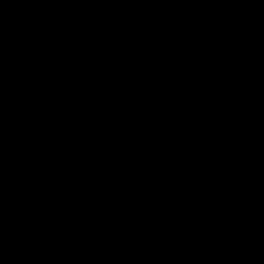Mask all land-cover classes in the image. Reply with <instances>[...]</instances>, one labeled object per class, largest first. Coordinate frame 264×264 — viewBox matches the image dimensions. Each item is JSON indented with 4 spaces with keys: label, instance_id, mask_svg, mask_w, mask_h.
<instances>
[{
    "label": "water",
    "instance_id": "water-1",
    "mask_svg": "<svg viewBox=\"0 0 264 264\" xmlns=\"http://www.w3.org/2000/svg\"><path fill=\"white\" fill-rule=\"evenodd\" d=\"M0 264H264V0H0Z\"/></svg>",
    "mask_w": 264,
    "mask_h": 264
}]
</instances>
